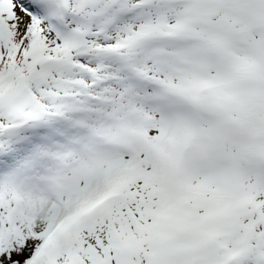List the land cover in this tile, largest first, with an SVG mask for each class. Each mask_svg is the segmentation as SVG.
Here are the masks:
<instances>
[{
  "label": "snow or ice",
  "instance_id": "snow-or-ice-1",
  "mask_svg": "<svg viewBox=\"0 0 264 264\" xmlns=\"http://www.w3.org/2000/svg\"><path fill=\"white\" fill-rule=\"evenodd\" d=\"M0 264H264V0H0Z\"/></svg>",
  "mask_w": 264,
  "mask_h": 264
}]
</instances>
